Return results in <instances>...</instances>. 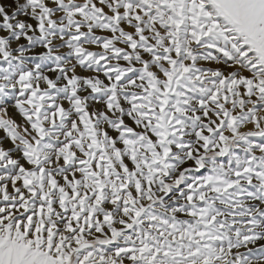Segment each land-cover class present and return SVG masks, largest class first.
I'll return each mask as SVG.
<instances>
[{
    "label": "snow or ice",
    "instance_id": "1",
    "mask_svg": "<svg viewBox=\"0 0 264 264\" xmlns=\"http://www.w3.org/2000/svg\"><path fill=\"white\" fill-rule=\"evenodd\" d=\"M0 264H264V0H0Z\"/></svg>",
    "mask_w": 264,
    "mask_h": 264
}]
</instances>
